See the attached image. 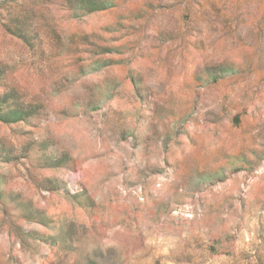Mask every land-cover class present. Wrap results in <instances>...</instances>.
<instances>
[{"label":"rangeland","instance_id":"1","mask_svg":"<svg viewBox=\"0 0 264 264\" xmlns=\"http://www.w3.org/2000/svg\"><path fill=\"white\" fill-rule=\"evenodd\" d=\"M0 264H264V0H0Z\"/></svg>","mask_w":264,"mask_h":264}]
</instances>
